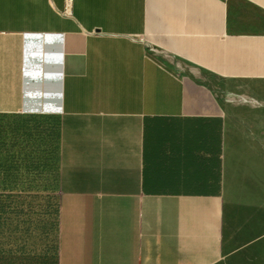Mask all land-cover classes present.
Segmentation results:
<instances>
[{
    "label": "crops",
    "instance_id": "crops-1",
    "mask_svg": "<svg viewBox=\"0 0 264 264\" xmlns=\"http://www.w3.org/2000/svg\"><path fill=\"white\" fill-rule=\"evenodd\" d=\"M203 74L264 82V0H0V161L13 186L0 264L231 255L245 179ZM41 118L57 160L52 254L35 252L37 207L19 189L39 169Z\"/></svg>",
    "mask_w": 264,
    "mask_h": 264
},
{
    "label": "rangeland",
    "instance_id": "rangeland-1",
    "mask_svg": "<svg viewBox=\"0 0 264 264\" xmlns=\"http://www.w3.org/2000/svg\"><path fill=\"white\" fill-rule=\"evenodd\" d=\"M203 77L224 104L229 147L239 155V169L245 179L242 191L234 197L239 210V219L234 221V249L220 264H264V82L236 84L219 81L207 74H203ZM41 123L40 158L36 162L39 169L36 166L32 171L26 167L21 172L25 181L19 183L22 184L19 189H25L23 196L26 205L34 202L37 207L35 224L39 216L42 229L40 237L39 230H35V245L40 243V250L35 252L48 253L50 245L52 254L55 232L54 208L50 209V204L54 206L57 201V160L54 137H50L43 128L48 126V119L41 118ZM253 161L257 163L252 164ZM7 165V159L3 158L0 161V204L3 206H6L7 200L6 197L1 199V195L7 196V191L13 189L12 184L4 180V176L10 172ZM31 252L26 248V255Z\"/></svg>",
    "mask_w": 264,
    "mask_h": 264
},
{
    "label": "trees",
    "instance_id": "trees-1",
    "mask_svg": "<svg viewBox=\"0 0 264 264\" xmlns=\"http://www.w3.org/2000/svg\"><path fill=\"white\" fill-rule=\"evenodd\" d=\"M41 136H42V134H41ZM42 138V137H41ZM55 152H54V154L56 155V150H54ZM54 208L53 209V214L57 217V214H58V202L56 201V203H55V205L53 206V204L51 203L50 204V209L51 208ZM51 211V210H50ZM54 224H57V219H56V221H54Z\"/></svg>",
    "mask_w": 264,
    "mask_h": 264
},
{
    "label": "built area",
    "instance_id": "built-area-1",
    "mask_svg": "<svg viewBox=\"0 0 264 264\" xmlns=\"http://www.w3.org/2000/svg\"><path fill=\"white\" fill-rule=\"evenodd\" d=\"M70 2H71V0H66L67 6H69Z\"/></svg>",
    "mask_w": 264,
    "mask_h": 264
}]
</instances>
